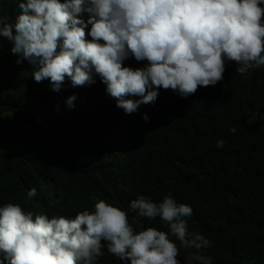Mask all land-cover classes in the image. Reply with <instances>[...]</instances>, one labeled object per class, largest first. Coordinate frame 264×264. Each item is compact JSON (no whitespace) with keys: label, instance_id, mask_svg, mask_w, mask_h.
<instances>
[{"label":"trees","instance_id":"obj_1","mask_svg":"<svg viewBox=\"0 0 264 264\" xmlns=\"http://www.w3.org/2000/svg\"><path fill=\"white\" fill-rule=\"evenodd\" d=\"M19 2L0 0V17L14 23ZM79 18L87 22L88 14ZM12 46L0 37V206L74 218L92 198L94 210L98 199L126 207L139 195L157 203L172 196L192 207L189 231L210 241L199 254L212 264H264V67L241 76L228 63L215 86L187 98L160 89L155 103L127 115L100 78L99 91L80 90L89 93H77L73 107L57 101L46 80L32 78L27 60L17 64ZM146 63L130 57L124 66ZM33 187L37 195L29 199ZM127 209L137 231H169L159 217ZM102 251L97 264H123L106 246ZM195 254L180 246L177 259L200 264Z\"/></svg>","mask_w":264,"mask_h":264},{"label":"clouds","instance_id":"obj_2","mask_svg":"<svg viewBox=\"0 0 264 264\" xmlns=\"http://www.w3.org/2000/svg\"><path fill=\"white\" fill-rule=\"evenodd\" d=\"M262 5L264 0H21L14 23L0 17V37L12 42L18 65L29 62L36 83L46 80L57 101L67 99L73 107L77 93H89L80 90L99 91V76L116 107L131 115L155 103L160 89L187 98L199 87L215 86L228 63L241 76L264 67ZM85 12L87 22L79 18ZM130 57L147 63L124 66ZM133 96L140 99L127 98ZM143 119L148 121L146 113ZM224 143L218 140L217 148ZM36 195L34 187L27 192L29 199ZM93 200L74 218L26 212L19 203L0 206V264H97L105 246L123 264H180V246L196 249L200 264H212L199 254L210 241L189 231L190 205L172 196L157 203L139 195L126 207L98 199L93 210ZM128 205L140 217H159L169 231H137Z\"/></svg>","mask_w":264,"mask_h":264},{"label":"rangeland","instance_id":"obj_3","mask_svg":"<svg viewBox=\"0 0 264 264\" xmlns=\"http://www.w3.org/2000/svg\"><path fill=\"white\" fill-rule=\"evenodd\" d=\"M99 80V76H95V81Z\"/></svg>","mask_w":264,"mask_h":264}]
</instances>
